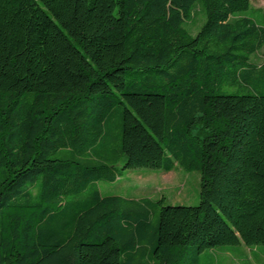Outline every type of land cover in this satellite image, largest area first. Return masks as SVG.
I'll list each match as a JSON object with an SVG mask.
<instances>
[{
    "label": "trees",
    "instance_id": "obj_1",
    "mask_svg": "<svg viewBox=\"0 0 264 264\" xmlns=\"http://www.w3.org/2000/svg\"><path fill=\"white\" fill-rule=\"evenodd\" d=\"M250 1L0 0V264H199L264 244ZM177 166L200 174L195 206L97 186Z\"/></svg>",
    "mask_w": 264,
    "mask_h": 264
},
{
    "label": "rangeland",
    "instance_id": "obj_2",
    "mask_svg": "<svg viewBox=\"0 0 264 264\" xmlns=\"http://www.w3.org/2000/svg\"><path fill=\"white\" fill-rule=\"evenodd\" d=\"M237 15L250 17L263 25L264 0H251L249 9ZM194 17L195 21L190 27L193 33L204 21L199 8H196ZM253 61L264 62V46L253 57ZM199 182L198 171H185L179 166L169 172L137 167L123 170L114 181L101 180L97 186L103 196L162 198L164 205L195 206L199 202ZM199 264H264V244L216 247L202 253Z\"/></svg>",
    "mask_w": 264,
    "mask_h": 264
}]
</instances>
